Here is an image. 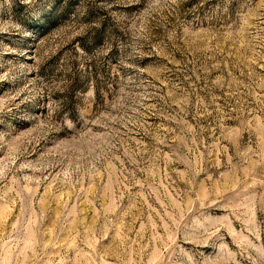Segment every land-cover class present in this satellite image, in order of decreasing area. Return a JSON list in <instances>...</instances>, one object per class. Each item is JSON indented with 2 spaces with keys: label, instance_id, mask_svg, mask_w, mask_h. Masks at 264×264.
<instances>
[{
  "label": "rangeland",
  "instance_id": "rangeland-1",
  "mask_svg": "<svg viewBox=\"0 0 264 264\" xmlns=\"http://www.w3.org/2000/svg\"><path fill=\"white\" fill-rule=\"evenodd\" d=\"M0 264H264V0H0Z\"/></svg>",
  "mask_w": 264,
  "mask_h": 264
}]
</instances>
